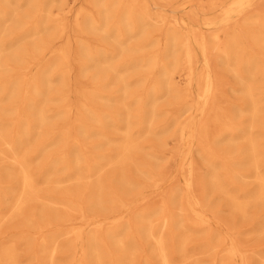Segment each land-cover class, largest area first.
I'll return each mask as SVG.
<instances>
[{
  "label": "bare ground",
  "instance_id": "obj_1",
  "mask_svg": "<svg viewBox=\"0 0 264 264\" xmlns=\"http://www.w3.org/2000/svg\"><path fill=\"white\" fill-rule=\"evenodd\" d=\"M246 233L264 0H0V264L264 263Z\"/></svg>",
  "mask_w": 264,
  "mask_h": 264
},
{
  "label": "rangeland",
  "instance_id": "obj_2",
  "mask_svg": "<svg viewBox=\"0 0 264 264\" xmlns=\"http://www.w3.org/2000/svg\"><path fill=\"white\" fill-rule=\"evenodd\" d=\"M85 1L86 0H77V4H85ZM262 1V0H261ZM153 6V9L155 10L156 8L157 9H159V5H152ZM167 9V11H168V13L169 14H175V15H178V16H181V15H183V10L181 9V8H179V7H176V6H174V7H167L166 8ZM72 21H73V19L72 18H70L69 19V23H72ZM227 82H230V80L228 79L227 80ZM231 85V83L230 84H228V86L226 87V89L229 87ZM229 92V97H230V99H236V98H238V97H242L241 96V93L240 92H238V93H236V92H230V91H228ZM175 145V142L174 141H170L169 142V147H172V146H174ZM143 146L145 147V149L146 150H150L151 148H154L156 145H155V142L152 140V139H149V140H147V141H145L144 143H143ZM138 159L139 160H143V158L141 157V155H139L138 156ZM109 172H111V170H108ZM172 171V167H169L168 168V173L169 172H171ZM168 187V186H167ZM168 189V188H167ZM157 201H155V202H153V203H156ZM222 216L223 217H228V212H227V210L225 209L223 212H222ZM237 223H238V225L239 226H241L242 225V223L240 222V221H237ZM241 240H242V242L247 246V248H249L250 250H255L257 247H259L260 245H262L263 244V240L261 239V238H258V237H256V236H253V235H250V234H244L242 237H241ZM203 259V261H205L204 263H202V264H212L209 260H208V258H206V257H204V258H202ZM25 264H27V263H25ZM251 264H264V263H261L260 261H251Z\"/></svg>",
  "mask_w": 264,
  "mask_h": 264
}]
</instances>
